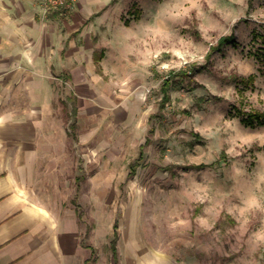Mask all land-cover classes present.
<instances>
[{"label": "rangeland", "instance_id": "obj_1", "mask_svg": "<svg viewBox=\"0 0 264 264\" xmlns=\"http://www.w3.org/2000/svg\"><path fill=\"white\" fill-rule=\"evenodd\" d=\"M77 1L65 26L37 3L87 55L94 84L115 105L137 99L142 120L140 139L114 128L102 163L86 160L71 76L47 62L57 151L73 160L51 193L73 209L90 260L114 263L115 231L116 264H264V0Z\"/></svg>", "mask_w": 264, "mask_h": 264}, {"label": "crops", "instance_id": "obj_2", "mask_svg": "<svg viewBox=\"0 0 264 264\" xmlns=\"http://www.w3.org/2000/svg\"><path fill=\"white\" fill-rule=\"evenodd\" d=\"M77 3L68 16L58 14L64 26ZM42 12L37 0H0V264H94L67 199L51 193L58 174L66 179L72 173L73 160L70 151H57L66 133L52 108L47 62L57 61L71 76L79 141L94 148L82 154L97 165L99 149L121 139L110 135L114 128L130 127L140 139V102L115 105L114 96L94 84L87 55ZM16 75L25 82H12ZM17 92L28 93V100L19 101Z\"/></svg>", "mask_w": 264, "mask_h": 264}, {"label": "trees", "instance_id": "obj_3", "mask_svg": "<svg viewBox=\"0 0 264 264\" xmlns=\"http://www.w3.org/2000/svg\"><path fill=\"white\" fill-rule=\"evenodd\" d=\"M233 39H234V35L233 34H229V35H225V36L220 37L218 39L217 45H215L214 47H212V49L210 48L209 54H211L214 50L219 49L226 42H228L230 40H233ZM252 79H253L252 75H249V77H248L247 80H252ZM250 116H252V115H247L246 116V119L245 120L243 119L244 120V123L247 124V125H252L253 124L252 123V119H251ZM261 116L256 115L255 118H257V120H258ZM263 117H264V115H263ZM258 123H259V121H258ZM116 236H117V233L114 231L113 238H112V240L110 242V248H111L112 256H113V260H114V263L113 264H116V261H117Z\"/></svg>", "mask_w": 264, "mask_h": 264}, {"label": "built area", "instance_id": "obj_4", "mask_svg": "<svg viewBox=\"0 0 264 264\" xmlns=\"http://www.w3.org/2000/svg\"><path fill=\"white\" fill-rule=\"evenodd\" d=\"M47 7L67 16L75 7L76 0H41Z\"/></svg>", "mask_w": 264, "mask_h": 264}]
</instances>
